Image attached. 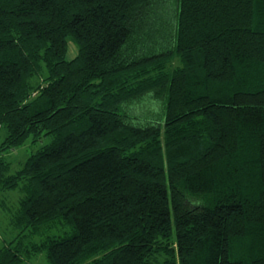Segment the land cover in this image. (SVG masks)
Returning <instances> with one entry per match:
<instances>
[{
  "label": "trees",
  "instance_id": "1",
  "mask_svg": "<svg viewBox=\"0 0 264 264\" xmlns=\"http://www.w3.org/2000/svg\"><path fill=\"white\" fill-rule=\"evenodd\" d=\"M13 191L0 264H264V0H0Z\"/></svg>",
  "mask_w": 264,
  "mask_h": 264
},
{
  "label": "rangeland",
  "instance_id": "2",
  "mask_svg": "<svg viewBox=\"0 0 264 264\" xmlns=\"http://www.w3.org/2000/svg\"><path fill=\"white\" fill-rule=\"evenodd\" d=\"M76 48L73 45H70L69 48V57L74 58L76 55ZM169 66V67H168ZM181 66V62H179V59H173L171 63H169L166 68L167 71H171L174 68H178ZM166 69L164 67L163 72H165ZM157 72V74H152L153 77L151 78H157L156 75H159V80L163 78V76H160L161 74L158 71H151ZM163 98H158L152 100H145L142 101L144 104H140L138 106H132L128 109H131L130 112L127 110V113L132 116H139V113L147 114V117H150V119L157 120L159 115L161 114V103ZM150 114V115H149ZM30 151L27 149H18L13 153H9L7 155L9 162H11V168H10V174H13L15 171H17L20 168V162H23L25 158L28 156ZM21 197L20 192L13 191L6 194H0V248L10 240L14 234L12 227L10 226V218L11 213H13L18 206V200ZM29 264H47L46 259L43 255L38 256L32 263Z\"/></svg>",
  "mask_w": 264,
  "mask_h": 264
}]
</instances>
